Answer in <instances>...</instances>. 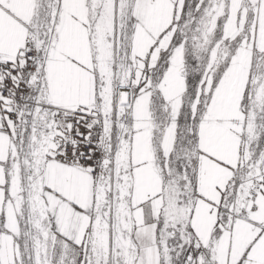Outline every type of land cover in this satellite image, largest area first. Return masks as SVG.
<instances>
[{
    "label": "snow or ice",
    "instance_id": "6c2138e0",
    "mask_svg": "<svg viewBox=\"0 0 264 264\" xmlns=\"http://www.w3.org/2000/svg\"><path fill=\"white\" fill-rule=\"evenodd\" d=\"M0 264H264V0H0Z\"/></svg>",
    "mask_w": 264,
    "mask_h": 264
}]
</instances>
